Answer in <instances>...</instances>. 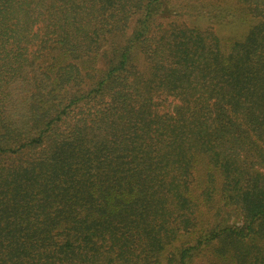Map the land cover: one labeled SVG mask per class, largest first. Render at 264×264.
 I'll list each match as a JSON object with an SVG mask.
<instances>
[{
    "label": "trees",
    "instance_id": "16d2710c",
    "mask_svg": "<svg viewBox=\"0 0 264 264\" xmlns=\"http://www.w3.org/2000/svg\"><path fill=\"white\" fill-rule=\"evenodd\" d=\"M172 1L0 0V264H264V0Z\"/></svg>",
    "mask_w": 264,
    "mask_h": 264
},
{
    "label": "rangeland",
    "instance_id": "374dc122",
    "mask_svg": "<svg viewBox=\"0 0 264 264\" xmlns=\"http://www.w3.org/2000/svg\"><path fill=\"white\" fill-rule=\"evenodd\" d=\"M169 1L171 3H173L172 0H169ZM177 1H179V0H176V2ZM192 19L193 20L190 22L195 23V24H199V26H201L202 28H205L207 26V24L210 23L209 21H206L205 19L202 21L199 20L198 18L196 19L195 16H193ZM224 21L225 22L220 23V25L218 27H216V33L220 37V39H228L229 37L238 38L241 35H243V33H244L243 28L239 27V25L237 23H234V21L232 19L225 18ZM133 26H134V24L131 21L130 27L132 28ZM205 207L206 206H204V205L198 206L199 209H198L197 214H198L200 220H202V221H205L209 217L207 214H205V210H206ZM201 214H203L202 218L200 217ZM210 256H211L210 253L203 254V255L199 256L197 258L196 264H206V262H204L203 260H204V258L210 259L211 258Z\"/></svg>",
    "mask_w": 264,
    "mask_h": 264
}]
</instances>
